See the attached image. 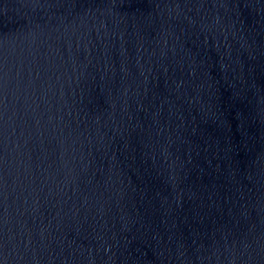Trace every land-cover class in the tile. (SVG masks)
<instances>
[{
    "label": "water",
    "instance_id": "95a60500",
    "mask_svg": "<svg viewBox=\"0 0 264 264\" xmlns=\"http://www.w3.org/2000/svg\"><path fill=\"white\" fill-rule=\"evenodd\" d=\"M0 264H264V0H0Z\"/></svg>",
    "mask_w": 264,
    "mask_h": 264
}]
</instances>
